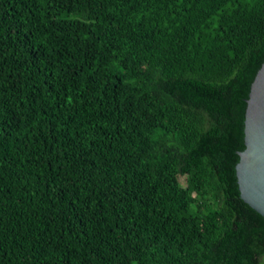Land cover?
I'll return each instance as SVG.
<instances>
[{"label":"trees","instance_id":"obj_1","mask_svg":"<svg viewBox=\"0 0 264 264\" xmlns=\"http://www.w3.org/2000/svg\"><path fill=\"white\" fill-rule=\"evenodd\" d=\"M263 59L264 0H0V264H264Z\"/></svg>","mask_w":264,"mask_h":264},{"label":"water","instance_id":"obj_2","mask_svg":"<svg viewBox=\"0 0 264 264\" xmlns=\"http://www.w3.org/2000/svg\"><path fill=\"white\" fill-rule=\"evenodd\" d=\"M234 187L264 218V59L251 83L241 123Z\"/></svg>","mask_w":264,"mask_h":264},{"label":"rangeland","instance_id":"obj_3","mask_svg":"<svg viewBox=\"0 0 264 264\" xmlns=\"http://www.w3.org/2000/svg\"><path fill=\"white\" fill-rule=\"evenodd\" d=\"M173 182L175 184L185 185L186 184V177L185 176L174 177Z\"/></svg>","mask_w":264,"mask_h":264}]
</instances>
